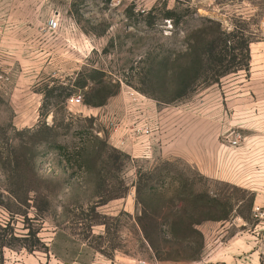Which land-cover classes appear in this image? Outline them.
<instances>
[{"label":"rangeland","instance_id":"374dc122","mask_svg":"<svg viewBox=\"0 0 264 264\" xmlns=\"http://www.w3.org/2000/svg\"><path fill=\"white\" fill-rule=\"evenodd\" d=\"M240 80L264 93V0H0V264H264L251 191L133 144Z\"/></svg>","mask_w":264,"mask_h":264},{"label":"crops","instance_id":"0c3cea01","mask_svg":"<svg viewBox=\"0 0 264 264\" xmlns=\"http://www.w3.org/2000/svg\"><path fill=\"white\" fill-rule=\"evenodd\" d=\"M248 83L240 80L241 91L236 93L210 94L213 102L210 109L203 107L206 98L202 96L200 108L194 114V124L189 129L182 124L171 127L162 120L161 127L158 126L160 129L154 136L150 135L151 141L137 139L134 146L138 151L151 143H157L159 147L161 144V148H178L179 156L194 165L199 176L249 190L253 193V206L264 207V175L255 172L257 168L264 169V93L246 91ZM235 130L242 132L245 140L236 152H232L225 142V134ZM236 164H240L238 170L234 168ZM235 208L230 211L235 213ZM216 221L218 231L213 241L218 246L225 245L222 249L239 246L242 250L249 246L250 240L244 234L246 222L243 217L233 214ZM134 222L141 230L137 214ZM233 225L241 228L243 234L230 235L225 242L222 238ZM236 260L239 261L238 258ZM98 264H106V260L99 258Z\"/></svg>","mask_w":264,"mask_h":264},{"label":"built area","instance_id":"2783aa9c","mask_svg":"<svg viewBox=\"0 0 264 264\" xmlns=\"http://www.w3.org/2000/svg\"><path fill=\"white\" fill-rule=\"evenodd\" d=\"M49 25L52 27H57L58 21L55 19H51V20H49ZM72 99L74 100V98H72ZM75 100H79V96H77L75 98ZM149 131H150V129L148 130V128H147L146 133H148V135H149ZM148 135H147V137H148ZM244 140H245L244 134L240 131H237V130L225 134V142H226L227 146L231 149L232 152H236L237 149L240 148V146L242 145ZM239 167H240V164H236L234 166V168L236 170H238ZM255 172L260 174V175L261 174L264 175V169L257 168L255 170ZM253 213H254V216H256V217L264 218V212L262 210V207H260L258 205L253 206ZM262 243L264 246V236L262 238ZM137 264H156V263L153 261H148V260H138Z\"/></svg>","mask_w":264,"mask_h":264},{"label":"trees","instance_id":"16d2710c","mask_svg":"<svg viewBox=\"0 0 264 264\" xmlns=\"http://www.w3.org/2000/svg\"><path fill=\"white\" fill-rule=\"evenodd\" d=\"M194 57H195V59H196V61H198L197 59H198V57H197V55L194 53ZM142 231H143V233L146 235V239L148 240V242L150 243V244H152V246H153V243H152V241H151V238H150V236H149V231L147 230V228H145L144 226H142Z\"/></svg>","mask_w":264,"mask_h":264}]
</instances>
